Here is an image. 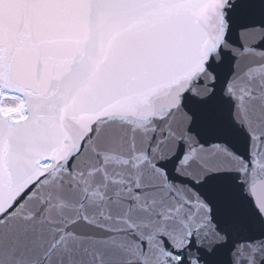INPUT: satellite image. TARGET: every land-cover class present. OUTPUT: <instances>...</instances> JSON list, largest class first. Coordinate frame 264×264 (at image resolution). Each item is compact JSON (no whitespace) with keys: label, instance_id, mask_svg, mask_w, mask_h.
<instances>
[{"label":"snow or ice","instance_id":"1","mask_svg":"<svg viewBox=\"0 0 264 264\" xmlns=\"http://www.w3.org/2000/svg\"><path fill=\"white\" fill-rule=\"evenodd\" d=\"M0 264H264V0H0Z\"/></svg>","mask_w":264,"mask_h":264}]
</instances>
